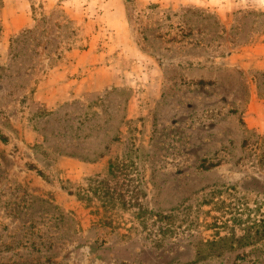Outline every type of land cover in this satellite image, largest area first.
Here are the masks:
<instances>
[{"label": "rangeland", "instance_id": "rangeland-1", "mask_svg": "<svg viewBox=\"0 0 264 264\" xmlns=\"http://www.w3.org/2000/svg\"><path fill=\"white\" fill-rule=\"evenodd\" d=\"M261 220L264 0H0V264H264Z\"/></svg>", "mask_w": 264, "mask_h": 264}, {"label": "crops", "instance_id": "crops-1", "mask_svg": "<svg viewBox=\"0 0 264 264\" xmlns=\"http://www.w3.org/2000/svg\"><path fill=\"white\" fill-rule=\"evenodd\" d=\"M82 55L83 53H81V57ZM80 60H76L75 58L73 61L68 60L69 64L72 65V68L65 64L50 65L49 68L42 74V78L38 81L34 92L37 95V99L49 107L57 103V101H64L71 99L72 97H79L84 90H88L86 87L88 72L86 73L84 68L81 70L79 69V67H82L83 64V61ZM94 71H96L97 75L100 77L105 75L108 76L109 81L106 87L117 85V81L119 79L118 76L125 75V73L123 74L122 72L118 73L116 71H111L110 65L100 66ZM157 83L158 80H156V84ZM136 103V99L134 98V102L128 105V112H131V115L135 112L134 108ZM28 135L32 137L31 132H28ZM107 157L109 156L105 155L104 157H100V159L92 162H84L80 159L64 157L60 159V162L64 165L63 169L69 172L70 175H72V178H77L78 175H81L78 172L77 166L81 165L86 170V174L104 172L106 169Z\"/></svg>", "mask_w": 264, "mask_h": 264}, {"label": "trees", "instance_id": "trees-1", "mask_svg": "<svg viewBox=\"0 0 264 264\" xmlns=\"http://www.w3.org/2000/svg\"><path fill=\"white\" fill-rule=\"evenodd\" d=\"M264 239V220H261L258 222V224H254L248 231L241 236H233L231 237V245L233 246V243H240L241 241H245L247 244H251L253 242H256V240Z\"/></svg>", "mask_w": 264, "mask_h": 264}]
</instances>
